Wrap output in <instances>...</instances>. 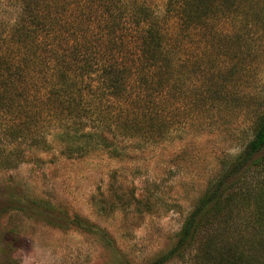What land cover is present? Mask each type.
Segmentation results:
<instances>
[{
	"label": "trees",
	"instance_id": "1",
	"mask_svg": "<svg viewBox=\"0 0 264 264\" xmlns=\"http://www.w3.org/2000/svg\"><path fill=\"white\" fill-rule=\"evenodd\" d=\"M253 50L264 52V0H0V168L13 165L15 120L35 127L36 150L121 158L242 116L240 150L148 264L186 252L192 264H264V88L243 90Z\"/></svg>",
	"mask_w": 264,
	"mask_h": 264
},
{
	"label": "rangeland",
	"instance_id": "2",
	"mask_svg": "<svg viewBox=\"0 0 264 264\" xmlns=\"http://www.w3.org/2000/svg\"><path fill=\"white\" fill-rule=\"evenodd\" d=\"M251 52L247 96L264 88V52ZM238 119L229 129L188 128L161 144L166 150L131 147L121 158L103 152L71 158L56 142L42 152L30 143L32 124L10 122L21 134L12 142L6 135L13 165L0 168V264L152 262L174 246L222 160L240 150L248 120ZM191 257L186 252L165 264H192Z\"/></svg>",
	"mask_w": 264,
	"mask_h": 264
}]
</instances>
